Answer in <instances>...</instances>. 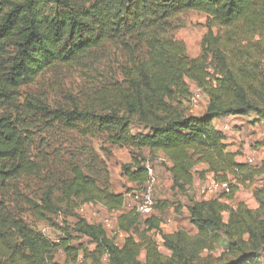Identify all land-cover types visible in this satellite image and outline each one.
Listing matches in <instances>:
<instances>
[{
    "label": "trees",
    "instance_id": "1",
    "mask_svg": "<svg viewBox=\"0 0 264 264\" xmlns=\"http://www.w3.org/2000/svg\"><path fill=\"white\" fill-rule=\"evenodd\" d=\"M188 11L207 16L197 58L171 35L174 18ZM110 41L125 46L133 41L135 47L122 69L123 84L112 85L102 109H53L32 97L20 104L22 88L56 66L80 65L88 52ZM191 87L207 97L201 115L190 114L185 106ZM0 109V264H59L55 254L60 249L68 264H102L105 257L107 264H197L203 252L225 239L230 256L222 264H264V186L254 192L256 210L244 204L234 210L219 201L236 193L233 185L229 194L193 201L188 213L197 234L179 229L160 234V242L153 237L162 230L159 217L123 213L118 219L127 235L123 246L105 226L82 218L54 243L17 215L9 201L14 182L41 173L27 136L39 125H63L84 137L106 135L112 146L131 150L132 162L123 166V175L142 187L149 163L144 150L152 157L164 155L172 188L182 193L196 175L230 182L229 176L244 173L214 122L252 113L264 121V0H0ZM134 120L143 132L133 133ZM201 165L208 169L196 171ZM71 175L61 189L67 209L77 210L80 204L123 209L124 194L101 188L75 163ZM54 199V191H48L39 203L27 200V206L37 220L50 222L49 216L61 209ZM224 212L230 214L228 222ZM73 233L89 246H73Z\"/></svg>",
    "mask_w": 264,
    "mask_h": 264
},
{
    "label": "rangeland",
    "instance_id": "2",
    "mask_svg": "<svg viewBox=\"0 0 264 264\" xmlns=\"http://www.w3.org/2000/svg\"><path fill=\"white\" fill-rule=\"evenodd\" d=\"M206 33L207 18L203 13L188 11L174 18L171 35L186 44L190 57L201 54L202 40ZM134 47L133 41L128 46L119 41H110L88 52L78 66H56L45 72L33 85L21 89L20 104H23L26 98L32 97L41 99L53 109H72L76 106L102 109L112 85L115 82L123 84L122 69L129 65ZM196 89L191 87L192 92ZM191 98L192 96L185 105L188 112L201 115L206 107L207 97H203L197 104H192ZM2 113L0 109V115ZM132 131L136 134L144 130L134 120ZM27 136L32 142V159L39 165L41 173L39 176L22 177L12 184L9 201L17 215L57 244L64 238L65 230L73 231L78 218L86 220L89 224L103 226L108 220L109 224L105 226L108 236L114 239L117 245L124 244L127 235L119 229L118 219L123 213L135 211L144 191V187L129 183L123 175V166L132 162V151L112 146L106 135L84 137L77 131L59 124L53 128L39 125L30 130ZM251 148H255V143ZM142 153L158 178L154 193L156 206L152 215L161 219L162 230L153 235L154 239L160 242V234H171L179 229L196 235L197 229L190 221L188 208L193 201H209L220 197L219 194L222 193L211 192L213 177L206 175L202 178L196 175L193 186L186 193H182L172 188L171 175L167 170L168 162L164 155L152 157L148 150ZM72 163L79 166L85 175L93 178L101 188L114 194H124L126 202L123 209L110 212L101 204H80L77 210L67 209L62 201L61 189L64 183L72 179ZM247 164V172L231 178L232 185H236V193L231 197L222 196L219 200L234 210L239 204H244L252 210L259 208L254 196L255 190L264 186V173H261L263 164L259 154L251 155ZM199 169L200 166L196 171ZM48 191H54V200L61 209L49 216L50 222H43L32 215L27 200L39 203ZM223 217L224 221L228 222L229 212H224ZM72 236L73 246H89L86 238L75 233ZM227 245L226 239L215 244L212 250L202 253L197 264H222L226 257L230 256ZM161 252L166 256L170 255L164 248ZM55 259L59 264H68L67 255L62 249L56 252ZM140 259L144 261V252ZM80 260H84L83 252L80 253ZM87 263L92 264V261L87 260ZM107 263L108 258L105 257L102 264Z\"/></svg>",
    "mask_w": 264,
    "mask_h": 264
},
{
    "label": "crops",
    "instance_id": "3",
    "mask_svg": "<svg viewBox=\"0 0 264 264\" xmlns=\"http://www.w3.org/2000/svg\"><path fill=\"white\" fill-rule=\"evenodd\" d=\"M199 56L200 54L192 58H197ZM203 113L204 111L201 114ZM196 115H200V114H196ZM214 123L216 127L221 125V126H228L230 128V131L228 133H224L226 138L225 143L228 146V152L237 154L236 162L238 164H241L243 166L248 165L247 164L248 160L253 154H259V157L261 158L263 164L264 129L262 130V127L264 126V121H259L256 114L252 113L248 116H229L222 119H217ZM251 134L252 136H250ZM253 143H255V148H251ZM157 155L162 156L163 154L159 153ZM200 167L201 169H199V171L208 169V167L204 165H201ZM245 168H246L245 172H247V166H245ZM244 173H242V175ZM207 175L208 177H213L212 174H207ZM232 176L235 177V175L229 176V180L231 183H232L231 180ZM119 246H123V244Z\"/></svg>",
    "mask_w": 264,
    "mask_h": 264
},
{
    "label": "built area",
    "instance_id": "4",
    "mask_svg": "<svg viewBox=\"0 0 264 264\" xmlns=\"http://www.w3.org/2000/svg\"><path fill=\"white\" fill-rule=\"evenodd\" d=\"M205 96H206L205 93L201 89L197 88L192 94V98H191L192 104H197ZM217 129L222 131L223 133L230 131V128L228 126L219 125ZM250 162L252 161L250 160ZM146 167L148 170V179L146 181V184L144 185V191L140 203L135 209L136 213L143 217L151 216L155 210L156 203L154 200V193H155V187L158 183V178L151 164L147 163ZM231 186L232 183L230 182L213 181L211 184V191L212 193L229 194L232 191ZM105 224L108 225L109 221L108 220L105 221Z\"/></svg>",
    "mask_w": 264,
    "mask_h": 264
}]
</instances>
